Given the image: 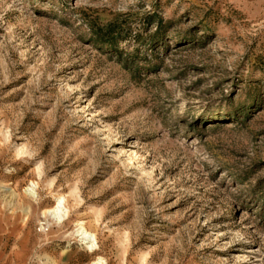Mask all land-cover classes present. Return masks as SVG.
I'll list each match as a JSON object with an SVG mask.
<instances>
[{
	"label": "rangeland",
	"instance_id": "obj_1",
	"mask_svg": "<svg viewBox=\"0 0 264 264\" xmlns=\"http://www.w3.org/2000/svg\"><path fill=\"white\" fill-rule=\"evenodd\" d=\"M0 215L24 264H264V0H0Z\"/></svg>",
	"mask_w": 264,
	"mask_h": 264
},
{
	"label": "crops",
	"instance_id": "obj_2",
	"mask_svg": "<svg viewBox=\"0 0 264 264\" xmlns=\"http://www.w3.org/2000/svg\"><path fill=\"white\" fill-rule=\"evenodd\" d=\"M15 236L7 216L0 215V264H24L26 253Z\"/></svg>",
	"mask_w": 264,
	"mask_h": 264
},
{
	"label": "bare ground",
	"instance_id": "obj_3",
	"mask_svg": "<svg viewBox=\"0 0 264 264\" xmlns=\"http://www.w3.org/2000/svg\"><path fill=\"white\" fill-rule=\"evenodd\" d=\"M48 213L54 216L57 219H61L66 214V209L64 207V199L60 197L57 200L56 205L48 210ZM82 239L86 240V244H89L88 247L91 249L94 246V235L85 229H82L78 232Z\"/></svg>",
	"mask_w": 264,
	"mask_h": 264
}]
</instances>
